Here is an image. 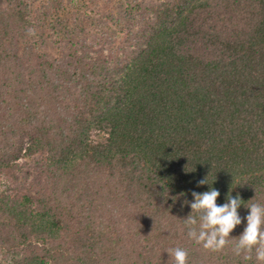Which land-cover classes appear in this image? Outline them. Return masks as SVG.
Instances as JSON below:
<instances>
[{
	"label": "trees",
	"instance_id": "16d2710c",
	"mask_svg": "<svg viewBox=\"0 0 264 264\" xmlns=\"http://www.w3.org/2000/svg\"><path fill=\"white\" fill-rule=\"evenodd\" d=\"M112 1L0 0L2 264H260L264 0ZM210 187L243 201L221 251L185 226Z\"/></svg>",
	"mask_w": 264,
	"mask_h": 264
},
{
	"label": "clouds",
	"instance_id": "9594fccd",
	"mask_svg": "<svg viewBox=\"0 0 264 264\" xmlns=\"http://www.w3.org/2000/svg\"><path fill=\"white\" fill-rule=\"evenodd\" d=\"M205 184H208L206 178L197 182L198 186ZM191 195L194 201L185 203L189 204L191 213L196 212L199 217L197 219L191 213L187 216L188 236L206 250H223L229 243L230 233L242 223L238 209L243 201L239 193L234 198L228 195L223 205L216 203L220 192L215 188L210 187L203 193L193 191ZM247 208L250 213L244 218L246 227L233 250L236 255L247 253L245 259H251L250 253L255 248L256 260L264 264V205L254 203ZM168 253L174 257L175 264H188L187 250L177 247Z\"/></svg>",
	"mask_w": 264,
	"mask_h": 264
},
{
	"label": "rangeland",
	"instance_id": "374dc122",
	"mask_svg": "<svg viewBox=\"0 0 264 264\" xmlns=\"http://www.w3.org/2000/svg\"><path fill=\"white\" fill-rule=\"evenodd\" d=\"M33 3L36 5L37 3H39V0H32ZM94 3L100 5L101 3H103V0H93ZM103 6H105L106 4H102ZM124 6L122 3L117 2L116 0H113L111 3H109L108 5H106V7L108 8V10H111L113 13L116 14H120L122 13V11H124ZM68 10H71V8H69ZM66 17L68 19V21L71 23V18H70V14L67 13ZM57 27L60 28L61 24L57 21L55 22ZM40 33L43 35V37L45 38V44H44V48H46L48 50V52L50 54L56 55V49L55 46L52 44V39L50 36V32L47 29H41ZM1 256V255H0ZM1 257H0V264H2L1 261Z\"/></svg>",
	"mask_w": 264,
	"mask_h": 264
}]
</instances>
